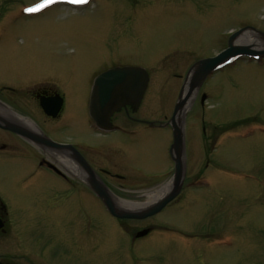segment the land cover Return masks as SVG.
Masks as SVG:
<instances>
[{
  "label": "rangeland",
  "instance_id": "rangeland-1",
  "mask_svg": "<svg viewBox=\"0 0 264 264\" xmlns=\"http://www.w3.org/2000/svg\"><path fill=\"white\" fill-rule=\"evenodd\" d=\"M34 1L47 6L25 24L24 43L33 42L40 57L51 53L54 69L72 72L66 120L73 144L83 146V135L95 134L89 94L96 74L117 64L150 73L134 115L155 124L133 121L129 136H121L125 142L109 154L124 176L111 180L121 187L113 196L138 204L174 176L173 130L157 123L173 116L191 66L245 26L264 31V0ZM184 145L181 190L159 213L129 222L156 227L137 242L144 264H264V53L231 60L206 77L187 108ZM23 146L34 159L36 147ZM79 190H68L69 229L43 245L68 264H131L121 259L117 221L90 199L83 207ZM196 250L200 259H191Z\"/></svg>",
  "mask_w": 264,
  "mask_h": 264
},
{
  "label": "flooded vegetation",
  "instance_id": "flooded-vegetation-1",
  "mask_svg": "<svg viewBox=\"0 0 264 264\" xmlns=\"http://www.w3.org/2000/svg\"><path fill=\"white\" fill-rule=\"evenodd\" d=\"M31 1L32 5L25 0H0V264H68L43 244L46 238L51 242L56 231L69 229L67 199L72 186L83 194V207L90 199L103 205L117 221L122 234L121 259H128L131 264H144L147 260L143 255L144 247L137 242L157 231L156 227H138L129 222L145 221L150 216H113L93 190V184L99 181L110 191L121 188L111 181L124 176L115 170L114 158L109 154L115 155L120 143L125 142L121 136H129L133 121L155 124L134 115L151 75L149 73L148 85L138 107L126 103L124 109L110 115L106 127L98 125L91 117L94 136L83 135V146L73 144L66 113L71 104L68 92L74 77L70 70L53 68L51 53L40 57L33 42L24 43L25 24L28 26L37 15L35 9L41 4ZM61 1L62 4L72 2ZM116 66L125 65L113 67ZM99 74L93 77L90 85L89 109ZM23 143L36 147L34 159L28 157L30 152L24 149ZM61 157L72 158L83 178L73 174ZM12 163L21 165L9 171ZM50 228L55 231L49 232ZM194 237L201 238L200 235ZM191 259H200V252L196 250Z\"/></svg>",
  "mask_w": 264,
  "mask_h": 264
},
{
  "label": "water",
  "instance_id": "water-1",
  "mask_svg": "<svg viewBox=\"0 0 264 264\" xmlns=\"http://www.w3.org/2000/svg\"><path fill=\"white\" fill-rule=\"evenodd\" d=\"M254 30L261 39L264 40V32L252 26H246L234 32L225 49L212 57L198 60L189 70V76L193 83L199 87L205 78L213 71L221 67L225 62L240 56L258 57L264 53V48L255 44L237 43L239 36L246 30ZM264 42V41H263ZM264 44L262 43V46ZM264 47V46H263ZM149 74L140 66L115 67L99 74L94 82L92 91V104L90 113L92 117L102 125H107L110 115L118 110L122 103H132L139 106L144 92L147 88ZM187 81V80H186ZM186 84V83H185ZM185 87V86H184ZM183 92V91H182ZM188 96V95H187ZM183 104L181 96L177 103L175 112L170 120L173 127V143L171 154L175 161L174 176L177 183L172 191L164 195L161 199L141 209H131L122 207L116 202L115 197L108 188L101 182L93 184L94 190L104 200L107 209L111 214L121 218H145L160 212L181 190L185 176V161L180 156V151L185 150L184 131L179 128L176 122V114ZM146 230L144 231V233Z\"/></svg>",
  "mask_w": 264,
  "mask_h": 264
},
{
  "label": "bare ground",
  "instance_id": "bare-ground-1",
  "mask_svg": "<svg viewBox=\"0 0 264 264\" xmlns=\"http://www.w3.org/2000/svg\"><path fill=\"white\" fill-rule=\"evenodd\" d=\"M237 42L245 43V44H255L257 45V47L262 46V43H261L262 41L260 42L259 36L256 33H252V32H245L243 35L239 36ZM193 81L194 80L192 79V77L189 76V78L186 81L184 91L182 94L183 104L179 108L176 114L177 125L183 131H184V119L187 113V108L189 107L191 101L193 100L194 96L196 95L198 91V87L194 85ZM179 154L181 158L183 159V161H185L184 151L181 150ZM61 160L65 161V163L71 168L73 174L75 173V175H78L83 178V173L80 171L78 165L75 163V161L72 158L61 157ZM176 183L177 181L175 177H172V179H170L168 182H166L159 188L153 191L147 192V196L149 197V200L144 203L138 204V203H133L130 201H122L119 199L117 200L116 198L115 200H117L116 202H118L120 206L125 207V208L144 207L146 205H149L161 199L164 195H167L170 191L174 189V187L176 186Z\"/></svg>",
  "mask_w": 264,
  "mask_h": 264
},
{
  "label": "snow or ice",
  "instance_id": "snow-or-ice-1",
  "mask_svg": "<svg viewBox=\"0 0 264 264\" xmlns=\"http://www.w3.org/2000/svg\"><path fill=\"white\" fill-rule=\"evenodd\" d=\"M49 2H53V0H49ZM74 2H79V0H74ZM83 2H87V0H83ZM47 4L42 5L39 9H35V10H42L43 7H46ZM29 11H32L33 9H28Z\"/></svg>",
  "mask_w": 264,
  "mask_h": 264
}]
</instances>
